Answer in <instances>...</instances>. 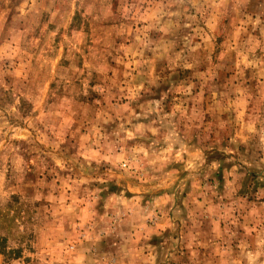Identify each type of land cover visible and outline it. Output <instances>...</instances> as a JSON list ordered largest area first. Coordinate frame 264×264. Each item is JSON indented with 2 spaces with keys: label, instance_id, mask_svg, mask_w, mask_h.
Listing matches in <instances>:
<instances>
[{
  "label": "rangeland",
  "instance_id": "1",
  "mask_svg": "<svg viewBox=\"0 0 264 264\" xmlns=\"http://www.w3.org/2000/svg\"><path fill=\"white\" fill-rule=\"evenodd\" d=\"M0 264H264V0H0Z\"/></svg>",
  "mask_w": 264,
  "mask_h": 264
}]
</instances>
